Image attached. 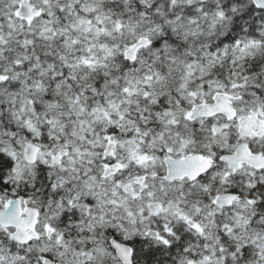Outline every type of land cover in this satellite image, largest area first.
I'll return each mask as SVG.
<instances>
[{
	"label": "snow or ice",
	"instance_id": "6c2138e0",
	"mask_svg": "<svg viewBox=\"0 0 264 264\" xmlns=\"http://www.w3.org/2000/svg\"><path fill=\"white\" fill-rule=\"evenodd\" d=\"M0 264H264V0H0Z\"/></svg>",
	"mask_w": 264,
	"mask_h": 264
}]
</instances>
